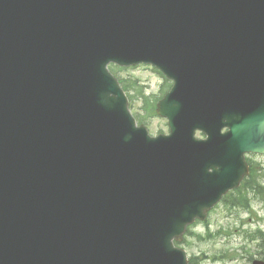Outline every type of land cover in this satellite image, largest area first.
Instances as JSON below:
<instances>
[{"label": "water", "instance_id": "1", "mask_svg": "<svg viewBox=\"0 0 264 264\" xmlns=\"http://www.w3.org/2000/svg\"><path fill=\"white\" fill-rule=\"evenodd\" d=\"M141 62L168 135L108 69ZM263 128L264 0H0V264H189Z\"/></svg>", "mask_w": 264, "mask_h": 264}, {"label": "rangeland", "instance_id": "2", "mask_svg": "<svg viewBox=\"0 0 264 264\" xmlns=\"http://www.w3.org/2000/svg\"><path fill=\"white\" fill-rule=\"evenodd\" d=\"M112 70L123 79L136 118L153 135L168 133L167 119L156 113V103L171 88L172 81L150 64L114 65ZM253 165L263 189L246 193L249 207L231 203L234 197L235 202L240 198L234 191L230 200L221 203L205 223L193 227L186 236L182 246L190 257L195 256L197 264H252L255 258L264 259V157L254 155Z\"/></svg>", "mask_w": 264, "mask_h": 264}, {"label": "trees", "instance_id": "3", "mask_svg": "<svg viewBox=\"0 0 264 264\" xmlns=\"http://www.w3.org/2000/svg\"><path fill=\"white\" fill-rule=\"evenodd\" d=\"M141 94H144L143 92L141 93ZM146 97V96H145ZM147 98V97H146ZM254 172L251 174V176H250V178H248V180H247V182H246V186H245V188L243 189V191L242 190H240V192H239V196L238 197H240L239 198V200L241 201L242 199H247V197H246V193L249 191V190H251V189H249V188H254L253 186L255 185V186H257V182H256V179L254 178ZM258 192H260V190L258 189L257 190ZM234 202V201H233ZM232 202V203H233ZM191 262H192V260H191ZM193 263V262H192Z\"/></svg>", "mask_w": 264, "mask_h": 264}, {"label": "bare ground", "instance_id": "4", "mask_svg": "<svg viewBox=\"0 0 264 264\" xmlns=\"http://www.w3.org/2000/svg\"><path fill=\"white\" fill-rule=\"evenodd\" d=\"M263 130H264V128H263ZM249 174H252V173H250L249 172ZM237 201V200H236ZM235 204H239V205H242V206H248L249 207V200L248 199H242L241 201L240 200H238V202H235Z\"/></svg>", "mask_w": 264, "mask_h": 264}]
</instances>
